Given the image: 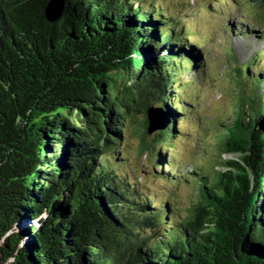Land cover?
I'll list each match as a JSON object with an SVG mask.
<instances>
[{"label": "trees", "instance_id": "trees-1", "mask_svg": "<svg viewBox=\"0 0 264 264\" xmlns=\"http://www.w3.org/2000/svg\"><path fill=\"white\" fill-rule=\"evenodd\" d=\"M254 1L264 10V0ZM48 2L0 0L4 258L264 264V71L254 72L256 58L239 70L240 101L218 134L224 168L195 171L197 199L183 216L130 180L119 160L132 123L140 153L152 155L157 176L169 174L161 168L167 152L157 146L170 150L180 110L192 108L176 92L195 66L189 49L196 44L155 0L150 8L146 0H65L54 22L45 14ZM152 106H163L171 119L153 136ZM224 153L237 157L222 159ZM173 165L176 173L180 166ZM192 166L190 174L198 168Z\"/></svg>", "mask_w": 264, "mask_h": 264}, {"label": "rangeland", "instance_id": "rangeland-1", "mask_svg": "<svg viewBox=\"0 0 264 264\" xmlns=\"http://www.w3.org/2000/svg\"><path fill=\"white\" fill-rule=\"evenodd\" d=\"M149 2L146 0L145 6L150 8ZM155 2L178 17L175 19L178 22L173 24L181 25L184 29L182 34L196 44L195 48L189 49L192 51L190 56L196 60L195 66L183 73L180 81L182 89L176 92L182 103L186 104L188 100L192 108H188L186 114L180 110L179 130L171 141L170 150H165L166 145L157 146L160 152H167V162L161 167L162 171L169 173L167 176H157L160 170L155 169L152 155L140 153L141 138L132 123H128L119 163L121 172L155 197L158 203L170 201L171 208L185 216L197 199V184L192 180L197 177L195 171H200L202 167L224 168L218 164V134L227 129L225 123L232 121L240 101L238 86L243 74L239 70L255 57L252 65L254 72L264 71V37L257 35L264 33V10L254 0ZM247 24L256 27L262 24L261 32L249 31V27L247 30ZM187 47L191 46L187 44ZM260 90L264 91V82ZM158 101L155 98L152 100L155 104ZM236 157L237 154L231 153L222 155V159ZM174 163L180 166L176 173L170 168L171 165L175 167ZM192 164L198 168L190 174L188 171L193 169ZM185 175L191 180H186Z\"/></svg>", "mask_w": 264, "mask_h": 264}, {"label": "water", "instance_id": "water-1", "mask_svg": "<svg viewBox=\"0 0 264 264\" xmlns=\"http://www.w3.org/2000/svg\"><path fill=\"white\" fill-rule=\"evenodd\" d=\"M65 0H49L46 8L45 14L49 21H56L62 14ZM148 115V132L152 133L157 130H164L170 125V115L164 109L163 106L158 107H149L147 111ZM1 240H0V248H1ZM13 258H4V254L0 252V264H12Z\"/></svg>", "mask_w": 264, "mask_h": 264}]
</instances>
